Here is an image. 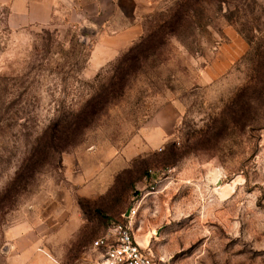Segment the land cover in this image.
Wrapping results in <instances>:
<instances>
[{"label": "rangeland", "instance_id": "rangeland-1", "mask_svg": "<svg viewBox=\"0 0 264 264\" xmlns=\"http://www.w3.org/2000/svg\"><path fill=\"white\" fill-rule=\"evenodd\" d=\"M138 6L119 50L0 6V264H102L129 209L166 264H264V0Z\"/></svg>", "mask_w": 264, "mask_h": 264}, {"label": "crops", "instance_id": "crops-1", "mask_svg": "<svg viewBox=\"0 0 264 264\" xmlns=\"http://www.w3.org/2000/svg\"><path fill=\"white\" fill-rule=\"evenodd\" d=\"M125 1L132 4L131 13L124 12ZM138 5L139 0H0L13 28L46 27L57 15L67 14L69 23L102 32L98 47L105 50L122 49L140 36L133 18Z\"/></svg>", "mask_w": 264, "mask_h": 264}, {"label": "built area", "instance_id": "built-area-1", "mask_svg": "<svg viewBox=\"0 0 264 264\" xmlns=\"http://www.w3.org/2000/svg\"><path fill=\"white\" fill-rule=\"evenodd\" d=\"M134 215L135 210L130 209L128 217L124 215L123 221L92 242L91 247L101 251L102 264H166L163 258L154 257L134 239L127 223Z\"/></svg>", "mask_w": 264, "mask_h": 264}, {"label": "trees", "instance_id": "trees-1", "mask_svg": "<svg viewBox=\"0 0 264 264\" xmlns=\"http://www.w3.org/2000/svg\"><path fill=\"white\" fill-rule=\"evenodd\" d=\"M258 56V53H257ZM259 71L264 75V50L261 52V55L258 57ZM261 60V61H260Z\"/></svg>", "mask_w": 264, "mask_h": 264}, {"label": "water", "instance_id": "water-1", "mask_svg": "<svg viewBox=\"0 0 264 264\" xmlns=\"http://www.w3.org/2000/svg\"><path fill=\"white\" fill-rule=\"evenodd\" d=\"M79 27L86 28L84 25H79ZM129 211H130V209L127 210V212H126V214H125V217H128Z\"/></svg>", "mask_w": 264, "mask_h": 264}]
</instances>
